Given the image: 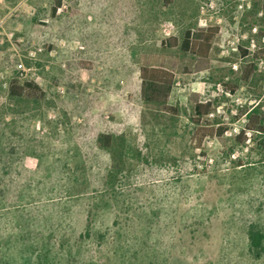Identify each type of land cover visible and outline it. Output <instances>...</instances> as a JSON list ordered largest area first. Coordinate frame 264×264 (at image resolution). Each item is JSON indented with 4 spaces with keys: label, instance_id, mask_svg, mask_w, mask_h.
Returning <instances> with one entry per match:
<instances>
[{
    "label": "rangeland",
    "instance_id": "1",
    "mask_svg": "<svg viewBox=\"0 0 264 264\" xmlns=\"http://www.w3.org/2000/svg\"><path fill=\"white\" fill-rule=\"evenodd\" d=\"M209 27L207 60L181 50ZM146 54L176 111L143 101ZM259 106L264 0H0V264H262L264 135L237 138Z\"/></svg>",
    "mask_w": 264,
    "mask_h": 264
},
{
    "label": "trees",
    "instance_id": "2",
    "mask_svg": "<svg viewBox=\"0 0 264 264\" xmlns=\"http://www.w3.org/2000/svg\"><path fill=\"white\" fill-rule=\"evenodd\" d=\"M57 12V7L53 9V15ZM220 32L219 27H209L206 32L202 33L200 39L195 38L193 29L187 28L184 31L183 38L180 42V48L182 51L192 54L193 56L200 57L199 60H207L210 56L213 42L217 34ZM178 43L177 37H169L162 40L163 47H172ZM243 56L248 54L247 50L241 48ZM165 58L156 55H143L141 71V97L144 102L154 103L163 106L168 110H175L176 108L168 105L170 95L175 85V74L173 71L165 65L167 61ZM231 91H235L236 86L226 84ZM41 91L33 82H25L24 85H19L17 81H12L10 92L13 96H21L25 91ZM194 96V97H193ZM199 95H192L194 100V113L197 117L195 122L200 125L201 120L205 115H208L215 111V101L209 99L207 101L201 100ZM247 122L241 132L237 135V138L244 136L247 130L253 133H260L264 135V111L261 107H256L252 111L246 113ZM228 130L227 125H219L214 135L217 138L224 139L225 132ZM99 142L103 147L109 148L111 146V136L109 134H100ZM249 140H252L251 138ZM264 144V138H263ZM203 156H206L203 154ZM248 250L254 259L262 260L264 264V227L260 223H250L248 226Z\"/></svg>",
    "mask_w": 264,
    "mask_h": 264
},
{
    "label": "built area",
    "instance_id": "3",
    "mask_svg": "<svg viewBox=\"0 0 264 264\" xmlns=\"http://www.w3.org/2000/svg\"><path fill=\"white\" fill-rule=\"evenodd\" d=\"M18 67H19V69L22 71V73H23L25 70H27V69L24 67V64H23V63H19V64H18Z\"/></svg>",
    "mask_w": 264,
    "mask_h": 264
}]
</instances>
